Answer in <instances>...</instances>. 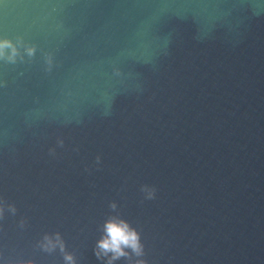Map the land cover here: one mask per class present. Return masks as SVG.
Masks as SVG:
<instances>
[{"label":"water","instance_id":"water-1","mask_svg":"<svg viewBox=\"0 0 264 264\" xmlns=\"http://www.w3.org/2000/svg\"><path fill=\"white\" fill-rule=\"evenodd\" d=\"M0 41V264H264V0H0Z\"/></svg>","mask_w":264,"mask_h":264},{"label":"clouds","instance_id":"clouds-1","mask_svg":"<svg viewBox=\"0 0 264 264\" xmlns=\"http://www.w3.org/2000/svg\"><path fill=\"white\" fill-rule=\"evenodd\" d=\"M10 46L8 41H0V49ZM105 237L98 242L99 247L105 252L111 251L114 257L124 255L121 246L131 247L133 251L139 252L138 235L130 229L123 221H108L105 223ZM69 259H71L69 257Z\"/></svg>","mask_w":264,"mask_h":264}]
</instances>
